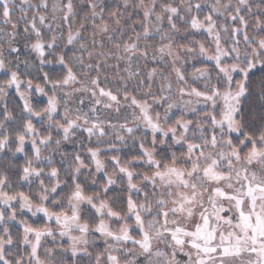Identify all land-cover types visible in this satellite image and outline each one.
<instances>
[{"label": "snow or ice", "instance_id": "snow-or-ice-1", "mask_svg": "<svg viewBox=\"0 0 264 264\" xmlns=\"http://www.w3.org/2000/svg\"><path fill=\"white\" fill-rule=\"evenodd\" d=\"M0 264H264V0H0Z\"/></svg>", "mask_w": 264, "mask_h": 264}, {"label": "trees", "instance_id": "trees-1", "mask_svg": "<svg viewBox=\"0 0 264 264\" xmlns=\"http://www.w3.org/2000/svg\"><path fill=\"white\" fill-rule=\"evenodd\" d=\"M198 67L200 66V65H197ZM37 98H35V97H33V100L35 101ZM17 103H18V101L16 100V99H12V98H10L9 99V104H10V107L11 108H13V109H15L16 111H19V108L17 107ZM13 148H14V145H13ZM18 163H23V159L21 158L19 161H18ZM26 190V189H25Z\"/></svg>", "mask_w": 264, "mask_h": 264}, {"label": "rangeland", "instance_id": "rangeland-1", "mask_svg": "<svg viewBox=\"0 0 264 264\" xmlns=\"http://www.w3.org/2000/svg\"><path fill=\"white\" fill-rule=\"evenodd\" d=\"M17 2H19V0H17ZM33 2H35V0H33ZM18 14V13H17ZM29 15H30V13H29ZM22 27V26H21ZM93 74H95V73H93ZM109 75H111V73H109ZM101 80L103 81V74L101 75ZM102 86H104V85H102ZM35 97V96H34ZM35 98H37V97H35Z\"/></svg>", "mask_w": 264, "mask_h": 264}]
</instances>
